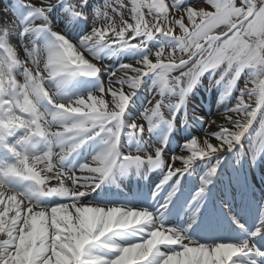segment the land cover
<instances>
[{
	"label": "snow or ice",
	"instance_id": "1",
	"mask_svg": "<svg viewBox=\"0 0 264 264\" xmlns=\"http://www.w3.org/2000/svg\"><path fill=\"white\" fill-rule=\"evenodd\" d=\"M202 2L196 8L191 0H129L119 10L108 0H13L6 6L16 23L0 29V264L264 261V248L251 242L264 224L257 222L248 240L232 242L216 234L214 213L205 221L201 212L226 197L228 187L246 185L242 161L254 167L264 157V0ZM54 10L63 27L50 15ZM83 24L90 25L87 31ZM152 40L157 44L149 47ZM125 51L139 53L134 64L109 69L100 62L102 54ZM205 74L210 87L222 88V97L239 91L234 105L224 109L225 123L210 132L192 110L202 138L190 134L178 151H165L177 116L187 125L188 97ZM80 78L95 81V88L79 91ZM145 78L152 80L154 106L126 119ZM137 119L147 122L149 135L163 125L158 142L143 139L145 127ZM90 144L91 154L76 163ZM225 154H231L227 185ZM130 169L161 173L152 199L165 186L169 190L158 206L104 195L89 199ZM184 179L196 181L180 205L187 223L166 225L163 215L179 203Z\"/></svg>",
	"mask_w": 264,
	"mask_h": 264
},
{
	"label": "bare ground",
	"instance_id": "2",
	"mask_svg": "<svg viewBox=\"0 0 264 264\" xmlns=\"http://www.w3.org/2000/svg\"><path fill=\"white\" fill-rule=\"evenodd\" d=\"M52 17H53V19H54L55 22H59L60 27H63L64 26L63 25V20L61 19V16L60 15H57L56 14V11L54 12V15ZM4 26H8L9 28H12L14 26V20L12 18H10L9 15L3 9H1V13H0V29H2ZM82 28L85 30V27H82ZM16 31H18V28H16ZM12 39H13V41H15L16 40V36L13 35L12 36ZM125 55H127V56H125ZM128 55L129 54H123V52H118V53H116V55H112V57L109 56V54H102V58H101V61L100 62L103 65L108 66L109 69H112V68H115L116 66H118L121 63H125V64L131 63ZM146 81H147V78H145V83L141 87V89L136 93L135 96H133L131 98V101L129 103L128 109L126 111V119L135 110V108L138 105V103L141 102L144 98H146V94H147V91H148V88H147V85H146ZM206 89L207 90L204 89L203 91H200L199 92L200 94H202V98H197V96H194V98L192 99V102H190L192 104L188 107V121H187V125L184 126L185 128L181 126L180 119H179V115L177 116L175 131H173L171 133V135H170V137L168 139L169 141H171V140H173V137H177L178 140L176 142V146L171 147V145H168V147H167V149L165 151H178V144L182 143L183 142V139L186 138L190 134L191 135H196L198 138H202L203 131H202V133L201 132H198L197 133L196 130H193V129H190L189 130V128L191 126L193 127L192 124H195L197 127L199 126V123L197 121H194L192 119V116H193L192 110H194L197 115L203 116L205 118V120H206L207 123L204 125V128H207V130L210 131V132L217 131L219 125L225 123V120H224L223 115H222L224 111L222 112V114H219V113H217L216 110H214L212 108H211V110L207 111L206 113H203V111L201 110L200 107L202 106L203 103H205L206 99H208L207 98L208 95H206L207 92H208V94L211 93L210 90L208 89V87ZM226 99H227V97H220L219 100H218L219 103L223 105V106H221V108L224 107L223 109H225L226 106H229L230 107V106L234 105V103H235L234 99H232V100L231 99L226 100ZM208 112H210V113L208 115H206ZM212 121H215V123H211ZM178 127H182V130L185 129V130H183V132L184 131H186V132L183 133L182 130L180 131V129H178ZM164 131H165L164 128H160L158 130L153 131V133H154L153 137L155 138V142H158V140L164 134ZM181 132L183 134H181ZM199 133H201V134H199ZM213 142H215V141H213ZM132 144L134 146V144H136V143L132 141L130 147H132ZM93 147L94 146L90 144V145L85 146L84 148H82L80 150L79 156L76 158V163L82 162V160L86 156L90 155L91 152H92V150H93ZM226 156H228V154H225L224 155V157H226ZM211 162H212V160L210 161V163ZM177 166H179V162H177ZM244 166H245V164H244ZM246 170H248V168L245 166L242 169V173H247ZM134 171H136V169H130V172H134ZM157 173L158 174H161L159 171H156L155 172V170H154V174L152 175L153 178H155V177H161V176L157 175ZM135 175L136 176H132V178H136L137 175H138V173H135ZM146 175H147V172H146V174L143 175V178L142 179L145 180ZM255 175H256V177L257 176H259V177L264 176V166L263 165L259 166L255 170ZM242 178H246V177L243 176ZM225 179H226V177H225ZM119 180L120 181H124L125 182L124 185L131 184V187L132 186L139 187V188L145 187V186H143V184H140L139 178H136V180H134V179H131V177L126 176V174L123 175V176H120L118 178L117 182ZM188 180L190 181L191 179H184V180H182V184L185 185L188 182ZM263 180H264V178L262 179V181ZM193 181H194V184H195V182H196L195 179H193ZM251 181L253 183H255V179L254 180H251ZM132 182H133V185H132ZM248 182H249V180H248V178H246V184ZM257 182L260 183V181H257ZM257 182L255 184L257 186H259V189H258L259 192L258 193L260 194V196H259V199L257 200V202L259 204V209L257 208L258 210H256V207H255V209H253V210L257 211V215H256L257 220H256V224L254 225L255 228L258 226V223L257 222H259L261 224H264V212L261 211V206L264 207V184H257ZM50 183L53 186H55L57 182L55 180H52V181H50ZM113 185H117V183L116 184H107L102 189H97L96 192H93V193L90 194L89 199L98 197L100 195H104V196L108 197V195H105L104 193L107 192V191L113 190V188H114ZM156 185L150 190V197L151 198H152L153 190L155 189ZM67 186H69V187L71 186L70 185V182L68 183ZM236 187H237L236 188L237 191H239L240 189H242L243 186L236 185ZM115 188H117V189H120V188L126 189V187H115ZM168 190H169L168 187H165L164 190L160 192L159 197L162 195V192H167ZM237 191H235V192H237ZM242 193H245V191H243ZM182 194H183L182 191H180V192L177 193V197H179V203H177L176 207H177V210H180V211H181V208H180L181 199L183 198V195ZM158 198H157V200H158ZM173 199L176 200V197H174ZM220 199L223 200V202L225 203L226 209H227L230 217L237 218L238 216H240V214L238 212H236L238 210H235L234 207H232V205L227 202V200H230V198L228 196V193H227L226 197H223L222 196ZM141 204L145 205L144 204V201H142ZM135 206H140V205H135ZM170 207L173 208V205L170 204L169 205V208ZM180 211H178V212H180ZM217 212L221 213L218 210H217ZM225 215L226 216L228 215L227 212L225 213ZM236 220L237 221H240L242 223H245L241 218L240 219L237 218ZM163 223H165V218H163ZM262 233H264V232H262ZM248 236L250 237V234ZM241 258L242 257L237 258V259L241 260Z\"/></svg>",
	"mask_w": 264,
	"mask_h": 264
},
{
	"label": "rangeland",
	"instance_id": "3",
	"mask_svg": "<svg viewBox=\"0 0 264 264\" xmlns=\"http://www.w3.org/2000/svg\"><path fill=\"white\" fill-rule=\"evenodd\" d=\"M108 2H109L113 7L117 8V10H119V5H120V3L129 4V0H108ZM191 2H192V6H193V7H196V8H199V7H203V6H204L202 0H200V2H197V0H191ZM89 3H90V5H91V4H100V5H102V4L105 3V0H89ZM0 6H2V8L5 10L6 5H5L3 2L0 3ZM129 6H130V5H129ZM7 14L9 15L10 18H12V19L14 20V24H15L16 21H15V18H14V15H13L12 11H10V14H9V12L7 11ZM112 14H113V13H112V11H111V9H110V10H109V15H112ZM177 15H179V14L177 13ZM116 19H117V22H118V21H119V17L117 16ZM146 19L151 20V17H146ZM89 23H91V21H89ZM89 26H90V25L85 24V31L88 30V27H89ZM17 32H18V31H17ZM133 42H137V41H133ZM156 44H157V41L152 40V41L149 42V47H153V46H155ZM125 52H126V54H129L128 57H129V59H130V62L134 64V63H135L134 59L139 55V53L134 52V51H125ZM106 75H107V73H103V74L101 75V79H104L105 83H107V77H106ZM245 78H246V74L242 75V77H241V79H240V81H239V87H241V88L244 87V80H245ZM150 84H152V80H151L150 78H147L146 85H147L148 91H147V94H146V98L144 99V101L142 102V104H140V105L138 106V108L135 110V112L131 113L130 116H129L127 119H133V118H135L136 116L139 115V113H140L141 111H143V109H144L145 107H147V108H151L152 106H154L155 100L153 99V97L151 96L150 91H149V85H150ZM95 86H96V84L94 83V84H92L89 88H84V90H85L84 92L89 91V90H91V89H94ZM207 87H208V89L210 90L211 93L208 95V99H206L205 103H203L202 106L200 107L201 110L203 111V113H206L207 111L211 110V108H212V109L216 110L217 113L222 114V112L224 111V109H223L224 107L221 108V106H223V105L220 104L219 101H218L219 98L222 97V88L219 87V86H211V87H210V86H209V81H208V76H207V74H205V76L202 77L201 83H200V84H199V85H198V86L192 91L191 95L188 97V107L192 104V103H190V102H192V99L194 98V96H197V98H202V94H200L199 92H200V91H203L204 89L207 90V89H206ZM148 93H149V94H148ZM206 95H207V94H206ZM238 95H239V91H238V90H236V91L234 90V91L231 93V95L227 97L226 100H229V99L232 100V99H234V101H235V99H236V97H237ZM157 98H158V97H157ZM149 100H152V103H151V104L148 103ZM223 101H224V100H223ZM245 101H246V102H250V101L248 100L247 97H245ZM162 111H163L164 115L167 117V116H168L167 109H162ZM209 113H210V112H208L206 115H208ZM181 114H182V113H181ZM136 123H137V124H143L144 127H145V132H144V138H143V139H144L148 144L156 143V142H155V138L153 137L154 134L149 135L148 132H147V122L144 121V120H142V119H137V120H136ZM258 129H259V119H257V120L254 122L253 126H252V129H251V131H252V136H255V133L258 131ZM193 130H196L197 133H198V132H201V133H202V128H201L200 125L197 127V126L194 124ZM201 133H199V134H201ZM248 139H249V137H246V138H245V141H244L245 146H247V144H248ZM122 140H123V138H122ZM128 144H129V146H130L129 141H128ZM133 148H134V147H133ZM230 156H231V154H228L227 157H225V158L223 157V159H224V161H225V163H226L227 165H228V162H229ZM246 162H247V161H242V163H246ZM211 163H215V158L212 159V162H211ZM231 163H233V165L236 164L235 160H232ZM248 165H249V168L252 169V170H253L254 167L257 166V165H258V166H260V165H264V157H261V159L258 160V161L256 162V165H255L254 167H253L251 164H249V163H248ZM237 166H238V165H237ZM226 167H227V166H226ZM230 176H231V175H230Z\"/></svg>",
	"mask_w": 264,
	"mask_h": 264
}]
</instances>
